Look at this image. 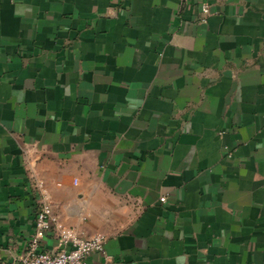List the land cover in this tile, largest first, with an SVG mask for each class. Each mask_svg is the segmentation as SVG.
I'll use <instances>...</instances> for the list:
<instances>
[{"label": "crops", "instance_id": "0c3cea01", "mask_svg": "<svg viewBox=\"0 0 264 264\" xmlns=\"http://www.w3.org/2000/svg\"><path fill=\"white\" fill-rule=\"evenodd\" d=\"M42 201L86 264H264V0H0V260Z\"/></svg>", "mask_w": 264, "mask_h": 264}, {"label": "built area", "instance_id": "2783aa9c", "mask_svg": "<svg viewBox=\"0 0 264 264\" xmlns=\"http://www.w3.org/2000/svg\"><path fill=\"white\" fill-rule=\"evenodd\" d=\"M199 8L202 22L214 12L207 2L201 1ZM164 202L165 199L161 198ZM54 231L57 239L56 251H45L42 242L45 236ZM106 237L96 234L82 237L73 230L60 225L52 214L51 206L42 201L36 212L34 232L29 236L25 250L16 258L17 264H86V258L93 253L103 252ZM0 264H8L0 260Z\"/></svg>", "mask_w": 264, "mask_h": 264}]
</instances>
